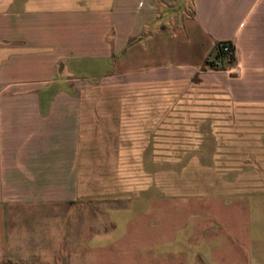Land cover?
<instances>
[{
    "label": "crops",
    "instance_id": "0c3cea01",
    "mask_svg": "<svg viewBox=\"0 0 264 264\" xmlns=\"http://www.w3.org/2000/svg\"><path fill=\"white\" fill-rule=\"evenodd\" d=\"M219 42L234 59L210 69ZM175 84L264 107V0H0V264L63 263L58 242L79 198L82 93L138 90L143 119L127 116L125 127L156 129L146 90ZM248 240L249 264H264V228Z\"/></svg>",
    "mask_w": 264,
    "mask_h": 264
},
{
    "label": "rangeland",
    "instance_id": "374dc122",
    "mask_svg": "<svg viewBox=\"0 0 264 264\" xmlns=\"http://www.w3.org/2000/svg\"><path fill=\"white\" fill-rule=\"evenodd\" d=\"M149 92L156 129L125 127L143 119L138 90L82 93L79 198L60 264H249V233L264 228V107L191 84ZM216 120L227 127H205Z\"/></svg>",
    "mask_w": 264,
    "mask_h": 264
},
{
    "label": "built area",
    "instance_id": "2783aa9c",
    "mask_svg": "<svg viewBox=\"0 0 264 264\" xmlns=\"http://www.w3.org/2000/svg\"><path fill=\"white\" fill-rule=\"evenodd\" d=\"M234 57V48L230 42H219L211 57L207 60V67L218 70Z\"/></svg>",
    "mask_w": 264,
    "mask_h": 264
},
{
    "label": "trees",
    "instance_id": "16d2710c",
    "mask_svg": "<svg viewBox=\"0 0 264 264\" xmlns=\"http://www.w3.org/2000/svg\"><path fill=\"white\" fill-rule=\"evenodd\" d=\"M234 59V58H233ZM233 59L231 61H233Z\"/></svg>",
    "mask_w": 264,
    "mask_h": 264
}]
</instances>
